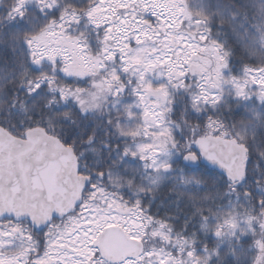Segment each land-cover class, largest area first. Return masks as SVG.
Wrapping results in <instances>:
<instances>
[{"label": "trees", "instance_id": "trees-1", "mask_svg": "<svg viewBox=\"0 0 264 264\" xmlns=\"http://www.w3.org/2000/svg\"><path fill=\"white\" fill-rule=\"evenodd\" d=\"M100 2L0 0V84L5 85L0 87V97L11 91L6 99H0V127L16 138L41 128L74 150L80 175L92 180L78 215L93 203L95 190L102 189L157 226L167 227L172 235L188 239L201 260L212 255L206 264H256L261 231L258 224H264L259 197L254 198V205L245 197L237 202L235 197L217 195L211 187L214 182L222 193L228 192L222 186L221 174L203 167L195 173H185L186 178L196 176L210 187L207 199L199 198L193 203L187 189L180 187L178 171L163 172L156 178L151 170L145 174L143 163L130 154L126 160L117 157L118 148L128 145L135 150L139 140L135 134L144 119L135 103V82L120 69L123 58L109 56L114 48L112 41L106 40L105 30L89 17ZM182 5L183 23L189 24L192 32L214 37L231 52L229 64L221 72L210 50L214 41H206V53L200 60L206 77L243 81L242 67L264 63V32L257 27L264 26V0H182ZM27 39L33 41L31 47L25 43ZM52 50L55 52L50 53ZM115 69L119 74L113 80L110 73ZM203 78L185 74L164 82L172 94L169 116L178 129L174 136L179 150L193 146L194 136L198 140L227 134L234 139L232 134L239 135L246 126L254 127V132L247 133L249 141L253 136L257 142L264 140V120L260 119L264 106L255 99L238 98L231 87L222 90L216 106L201 102L198 97ZM33 81L45 87L39 95L29 97L25 90ZM59 94L99 100L89 107L87 115L81 116L76 113V105L65 104ZM250 115L252 120L248 119ZM239 138L243 140L244 135ZM173 165L175 169L181 167L178 162ZM190 187L195 190L196 186ZM242 221L253 222L257 234L226 240L222 231L231 222ZM217 231L222 237L215 235ZM146 241L145 248L162 246L158 239Z\"/></svg>", "mask_w": 264, "mask_h": 264}, {"label": "rangeland", "instance_id": "rangeland-1", "mask_svg": "<svg viewBox=\"0 0 264 264\" xmlns=\"http://www.w3.org/2000/svg\"><path fill=\"white\" fill-rule=\"evenodd\" d=\"M183 12L182 0H101L89 16L95 25L105 30L106 40L112 41L114 48L109 56L123 58L120 69L135 82V103L144 119L143 125L136 131L137 135L135 134L136 140L139 139L135 143V149L139 144L144 150L151 151L153 141L166 143L169 148L173 144L178 145L174 136L178 129L170 122L169 116L172 94L164 82L166 79L189 74L193 57L201 58L202 53H206V40L201 38L203 35L192 32L189 24L183 23ZM53 52L55 51H50ZM110 74L116 80L119 70L115 69ZM203 79V89L198 97L201 102L213 105L212 98L216 97L219 101L222 90L231 87L238 98L255 99L260 103L253 96L257 90L250 83L247 95L252 98H247L237 93V87L244 81L227 82L223 78L215 81L214 76H204ZM151 93L158 94V98ZM159 94L164 99L161 100ZM158 159L164 160L165 157L161 154ZM176 160L174 154L173 163ZM151 171L156 178L162 177L165 172L163 169ZM92 199L93 203L83 207L79 215L68 219L63 226L53 227L48 246L50 252L44 253L38 264H72L74 258L77 264H98L101 258L97 257L99 254L94 243L105 229L112 227L122 228L129 238L135 235L154 242L159 237L158 245L162 243V246L157 248L166 253L162 264H206L212 258V255L207 254L206 259L201 260L192 250L194 246L188 239L172 235L167 227L157 226L102 189L95 190ZM141 218H144L143 223ZM258 226L261 231L258 232L256 264H264V224L259 223ZM256 234L251 221L231 222L222 231L226 240H241ZM25 237L28 236L23 235ZM141 239L134 240L141 242ZM25 244L26 241L18 244L23 247V254H27L29 247L34 248L33 245ZM14 245L16 246L15 243ZM143 245L145 248V243ZM63 247L74 249L75 255L63 253ZM124 264H135V261Z\"/></svg>", "mask_w": 264, "mask_h": 264}, {"label": "water", "instance_id": "water-1", "mask_svg": "<svg viewBox=\"0 0 264 264\" xmlns=\"http://www.w3.org/2000/svg\"><path fill=\"white\" fill-rule=\"evenodd\" d=\"M200 60V56L193 57L194 65L189 72L193 78L204 76L197 65ZM224 138L225 135L198 140L209 151L220 152L223 145L219 141ZM194 147L200 151L198 143H194ZM228 160L225 155L224 162ZM204 167L221 174L218 165ZM79 174V160L74 150L44 129H32L23 138H16L0 127V222H28L41 233L55 220L75 215L91 184L90 178L79 177ZM94 248L108 264H124L135 261L144 245L129 238L122 228L112 227L102 232Z\"/></svg>", "mask_w": 264, "mask_h": 264}, {"label": "snow or ice", "instance_id": "snow-or-ice-1", "mask_svg": "<svg viewBox=\"0 0 264 264\" xmlns=\"http://www.w3.org/2000/svg\"><path fill=\"white\" fill-rule=\"evenodd\" d=\"M22 11V10H21ZM236 14H232V22L235 23ZM17 17H13L15 19ZM18 18L23 19V16ZM244 27V24H241ZM261 28L264 32V26H257ZM210 31V29H209ZM18 36H14L13 39H18ZM202 39L206 41H214L211 44V52L213 58L220 65L221 72H223L224 66L229 64L231 52H229L220 41L215 40L214 37L210 35L202 36ZM262 42H264V36H262ZM25 43L31 47L33 41L31 39L25 40ZM264 51V48L261 49ZM240 77L243 79V84L237 87L238 95L248 97V84H252L253 88L257 92L253 93V96L259 99L262 106H264V63L242 67ZM5 85L0 84V87ZM23 87V85L21 86ZM45 87V84H41L39 81H33L28 84L26 88V95L29 97L39 95L40 91ZM11 95V91L6 92L4 97L0 99H6ZM60 99L65 104L73 103L76 105V113L81 116L87 115L90 106L97 105L99 97H93L92 99H85L78 96H64L59 94ZM213 105L219 103L216 97L212 98ZM174 111V109H173ZM249 120L253 117L250 115ZM264 120V115L260 117ZM215 128V125H212ZM217 131H219L217 129ZM248 132H254V127H244L239 135H244V139L241 140L237 133H233L234 139H227V134L225 138L220 140L219 143L223 145L220 152L215 150L209 151L205 144L196 139L194 136V143H198L200 151H197L192 144H189L183 151L179 150L178 145L173 144L171 148L166 143H161L159 141L152 142V150H144L139 144L136 145V149L133 150L131 146L126 145L123 149H117V157H122L126 160L128 155L135 159L143 161V168L145 174L150 170L159 171L163 169L166 173L171 171H178L180 173V187L187 189L189 198L195 203L199 198L207 199L211 195L210 187L206 181L201 180L196 176H188L186 178L185 173H195L200 171L204 165L211 164L213 166H219L221 168V179L223 188H227V193H222L220 186L216 185L215 182L211 186L217 195H227L229 197H235L236 201L239 202L241 197L251 199L255 205V197H259V207L264 209V140L257 142L255 136L249 141L247 138ZM197 136L199 134H196ZM95 144V139L92 141ZM165 157L164 160L158 159L160 155ZM175 154L177 160L176 162L181 164L179 169H175L173 165V155ZM203 154V159L201 155ZM228 155L229 160L227 163L224 162V156ZM206 174V173H205ZM103 175V174H102ZM153 184L156 183L154 179ZM195 184V190H192L191 185ZM203 190V197H201V191ZM140 211L143 212V207H140ZM141 218V223H143ZM207 220V217H204ZM206 227V225H205ZM3 231V229H0ZM217 237L220 236V232L215 233ZM133 239H141L133 235ZM159 239V237H156ZM13 237L10 233L0 235V264H36V261L40 259L39 247L38 245L33 248L29 247L27 254H23V247L16 248L13 241ZM141 243H147L146 240L141 239ZM35 250L37 255L33 257L31 255L32 251ZM165 252L156 248L154 245L148 248H142L139 253H137L135 259V264H162L165 256ZM93 255H95L93 253ZM157 257H159L157 259ZM72 264H77L75 258ZM82 264V262H79ZM98 264H107L102 258L99 259Z\"/></svg>", "mask_w": 264, "mask_h": 264}, {"label": "flooded vegetation", "instance_id": "flooded-vegetation-1", "mask_svg": "<svg viewBox=\"0 0 264 264\" xmlns=\"http://www.w3.org/2000/svg\"><path fill=\"white\" fill-rule=\"evenodd\" d=\"M200 64V65H199ZM198 65L201 67V69L204 72V76L207 75L204 66L202 65V63H198ZM158 98V97H156ZM73 217H69L66 218L63 221H59V222H53L45 231L38 233L35 231L34 228L31 227V225L28 222H18L15 220H4L0 222V229H3V231H0V235H4L6 233H10L13 237H15V240L13 241V243L16 244V246H18L19 248L21 246H19L18 244H24L26 241L27 246L33 245L34 248L38 245L39 247V256L40 258L44 257L43 254L44 253H49L50 250L48 249L49 243L51 242V236H50V232L53 230V227L57 226V225H64L68 219H71ZM23 235H26L28 237L23 238ZM22 236V237H21ZM21 240V242H20ZM15 246V247H16ZM66 249V247H63L61 250L63 253H68L71 255H75L76 251H72L69 252V250H64ZM71 249V248H69ZM25 254V253H24ZM31 255L33 257H35L37 255V252L35 250L32 251ZM38 261H36V264H38Z\"/></svg>", "mask_w": 264, "mask_h": 264}]
</instances>
